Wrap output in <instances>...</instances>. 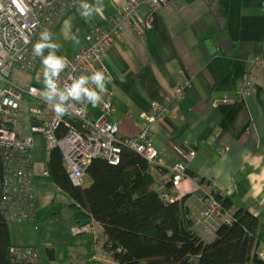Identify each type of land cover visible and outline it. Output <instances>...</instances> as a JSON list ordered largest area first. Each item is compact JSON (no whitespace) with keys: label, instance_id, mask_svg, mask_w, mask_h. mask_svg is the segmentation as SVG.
<instances>
[{"label":"crops","instance_id":"0c3cea01","mask_svg":"<svg viewBox=\"0 0 264 264\" xmlns=\"http://www.w3.org/2000/svg\"><path fill=\"white\" fill-rule=\"evenodd\" d=\"M125 1L85 0L103 8L102 14L85 19L80 0L52 31L53 42L61 45L57 55L74 56L94 27L117 16ZM148 14L144 4L141 15L146 19ZM263 55L264 0H169L154 12L149 28L137 32L125 27L103 56L106 88L113 91V116L122 135L142 127L141 110L154 102L169 107L151 125L158 156L150 172L163 191L175 186L170 168L184 163L188 170L175 186L178 205L163 224L177 245L195 236L211 241L227 222L220 215L202 216L206 189L223 193L217 197L230 202L233 214L249 210L259 219L258 230H264V64L257 63ZM250 75L253 85L241 95L239 88ZM85 179L90 182L87 174ZM92 225L86 232L77 228V264H104L98 263L107 254L104 226L98 221ZM257 252L264 260V240Z\"/></svg>","mask_w":264,"mask_h":264},{"label":"built area","instance_id":"2783aa9c","mask_svg":"<svg viewBox=\"0 0 264 264\" xmlns=\"http://www.w3.org/2000/svg\"><path fill=\"white\" fill-rule=\"evenodd\" d=\"M79 1L0 0V157L4 161L5 171L0 208L8 220H28L36 216L33 139L19 129L20 101L24 94L37 100V105L32 108V131L45 135L50 150L55 146L61 149L75 184L85 183L86 170L93 158L103 157L112 163L120 162L123 147L136 150L150 163L157 162L158 149L153 143L151 125L168 113L169 107L163 102H154L149 109L141 110L142 127L132 135H122L113 116L115 106L111 89L106 88L100 93L102 99L97 104V110L87 100L72 101L76 105L75 111L69 109L65 114L57 115L42 98L44 88L36 84L23 87L10 78L15 64L24 70L37 69L41 57L33 55V45L40 33L45 29L52 33L63 16ZM168 2L126 0L117 16H110L105 26L94 27L74 56L60 55L67 58L68 65L60 73L57 83L62 88L72 78L90 76L95 70H103L107 77L108 68L103 56L117 34L128 26L137 32L145 31L152 25L154 12ZM144 4L149 7L146 19L141 15ZM257 63L264 64V55L257 58ZM252 85L253 78L250 75L239 88L241 95H246ZM177 92L183 93L182 84H178ZM191 154L194 155L195 151H191ZM169 171L175 186L188 176L184 163L177 164ZM193 178L200 184L197 176ZM175 186L161 192L162 199L167 203L176 200ZM204 194L207 208L202 216L220 215L227 222L234 220V214L217 197L223 196V193L206 189ZM10 251L14 261L25 263L36 261L40 255V250L30 245L13 244ZM110 252L112 254L113 249Z\"/></svg>","mask_w":264,"mask_h":264},{"label":"trees","instance_id":"16d2710c","mask_svg":"<svg viewBox=\"0 0 264 264\" xmlns=\"http://www.w3.org/2000/svg\"><path fill=\"white\" fill-rule=\"evenodd\" d=\"M46 167L53 181L73 199L81 231L94 221L103 224L105 247L113 249L116 264H264L257 252L264 230H258V217L243 208L236 210L232 222L218 227L213 240L195 236L177 245L163 224L178 202L162 199L158 181L150 172L151 163L132 148L123 147L118 163L93 158L86 170L90 182L85 180L82 185L71 179L58 146L51 148ZM4 179L0 157V200ZM220 199L230 207L228 200ZM13 244L9 220L0 208V264H29L13 260Z\"/></svg>","mask_w":264,"mask_h":264},{"label":"rangeland","instance_id":"374dc122","mask_svg":"<svg viewBox=\"0 0 264 264\" xmlns=\"http://www.w3.org/2000/svg\"><path fill=\"white\" fill-rule=\"evenodd\" d=\"M43 71L42 63L35 71L21 69L15 64L10 78L25 87L31 84L44 86ZM36 105L35 98L24 94L20 101L21 114L19 115V129L33 138L32 153L37 173L35 178L38 175L35 187L36 216L28 220H9L11 239L14 244L36 246L40 250L39 258L34 262H28L29 264H77L78 260L81 261L77 258V243L81 240L77 228L79 230L82 228L77 227L71 205L73 199L53 181L46 171L50 150L48 140L44 134L32 131L34 116L32 108ZM202 218L199 216L198 220ZM92 223L89 227L94 228ZM89 227L83 229H89ZM111 256V252L107 251V254L100 257L98 263L116 264ZM91 264H95V261Z\"/></svg>","mask_w":264,"mask_h":264},{"label":"clouds","instance_id":"9594fccd","mask_svg":"<svg viewBox=\"0 0 264 264\" xmlns=\"http://www.w3.org/2000/svg\"><path fill=\"white\" fill-rule=\"evenodd\" d=\"M79 7L82 9L80 14L85 19H90L94 14H102L103 11L101 5H93L85 0H82ZM72 39L75 40L76 37L73 36ZM60 48L61 45L53 42L52 33L47 29L40 33L38 41L33 45V55L41 57L44 69L42 98L57 115H63L69 109L75 111L76 105L71 103L72 101L87 100L95 106L102 99L100 93L106 90L105 72L95 70L90 76L80 75L72 78L70 83H64L61 88L57 81L60 73L66 69L68 60L64 56L57 55ZM45 49L49 50L46 56L44 55Z\"/></svg>","mask_w":264,"mask_h":264}]
</instances>
